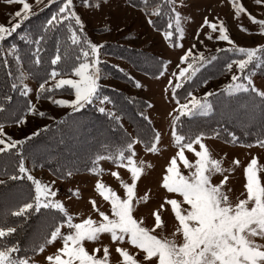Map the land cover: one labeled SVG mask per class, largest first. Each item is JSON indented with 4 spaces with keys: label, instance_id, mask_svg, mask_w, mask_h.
<instances>
[{
    "label": "snow or ice",
    "instance_id": "obj_1",
    "mask_svg": "<svg viewBox=\"0 0 264 264\" xmlns=\"http://www.w3.org/2000/svg\"><path fill=\"white\" fill-rule=\"evenodd\" d=\"M252 3L258 14L242 0H216L215 7H229L237 21L246 17L259 43L239 44L206 5L193 43L185 48L186 25L195 23L189 0H79V8L76 0H0L14 9L0 23V68L7 81V90L0 91V157L7 158L0 190H16L11 199L0 196V264H264V162L252 154L246 162L229 160L210 143L264 150V18H258L264 17V0ZM50 6L55 11L35 31L23 30ZM97 12L102 37L123 34L134 42L130 17L138 13L169 48L180 50L170 73L171 59L145 56L154 68L145 75L163 80L160 99L172 105L164 127L156 126L151 98H125L137 106L139 121L126 127L117 99L105 94L102 54L109 42L90 38L83 19ZM238 27L253 35L243 24ZM12 38L27 51L7 43ZM206 40L225 46L213 51ZM111 67L136 89L146 87L119 65ZM214 68L228 79L209 89ZM111 92L119 95L116 88ZM42 100L65 115L57 119L39 109ZM89 107L107 120L110 137L97 142L83 165L58 149L32 150L36 137L53 131L48 124L21 138L5 130L26 126L32 116L52 121L59 131L70 120L76 126L74 118ZM237 126L254 139H242ZM150 157L163 159L158 173ZM37 168H47L51 179L38 178ZM238 169L243 184L237 194L230 177ZM82 171L94 178L90 194L68 187L61 199L58 183L70 184ZM153 173L154 186L145 183ZM72 201L86 207L73 208Z\"/></svg>",
    "mask_w": 264,
    "mask_h": 264
},
{
    "label": "rangeland",
    "instance_id": "obj_2",
    "mask_svg": "<svg viewBox=\"0 0 264 264\" xmlns=\"http://www.w3.org/2000/svg\"><path fill=\"white\" fill-rule=\"evenodd\" d=\"M30 2H34V0H30ZM216 0H189V3L192 5L188 12H190L195 18V23L186 25V39L184 40L185 48L189 47L192 43V37L195 34V28L198 27L199 23L202 20V14H205V6L212 5L214 7L215 15H218L220 18L225 20V23L230 29V34L233 38L241 45H254L255 43H259L261 38L258 35H255L256 26L252 25L246 17H242L241 20L237 21L232 19L231 12L229 7H215ZM246 7L249 8L254 14H258L259 10L254 6L252 0H242ZM77 7L79 8V0H76ZM14 9L8 8L6 6L0 5V23H6L8 20L7 13L13 11ZM55 11V7H51V10L47 12V16ZM107 11V9H105ZM83 15V13H82ZM102 14L97 13H88L83 15V19L86 24V32L90 38L95 40L107 39L109 42V47L105 49L103 58L107 61L104 71L106 73L107 78L102 82L104 85L109 87L105 88H116L119 91L126 93L128 96L135 98L149 99L151 98L155 104L156 108L152 112L153 118L156 120V126L158 128L164 127V117L166 116V112L171 110V106L167 103V101H162L160 99V92L163 86V80L156 81L154 79H150L149 76L145 75L146 72H143L140 69L141 63L145 62V56L151 55H160L164 58H168L172 60V66L169 68V73L173 70L176 63H178V55H180V50H174L168 47L166 42L163 40L162 36L159 32L153 30L151 27L147 25L144 18L141 17L138 13H133L130 19L132 20L131 28L133 29V35L137 38L134 42L129 43L128 41L123 39V34L117 35L113 34L112 36H101L100 30L98 28V24L101 20ZM258 18H264L258 15ZM41 24V22L39 23ZM243 24L245 27L249 28L250 31L253 32V35H248L247 33L241 32L239 30L238 25ZM38 23L36 22H28L23 26V30H35ZM205 31H207L205 29ZM203 39V36H201ZM12 42H20L18 39L12 38L7 43ZM22 43V42H21ZM21 43L18 45L21 48L22 53L24 52L21 47ZM117 44L122 45L123 47H118ZM207 47L214 51L216 47H224L225 44L223 42L217 43L216 41H205ZM27 49V47H26ZM128 49H132L129 51ZM197 49L203 50L202 46L197 42ZM122 57V58H121ZM223 54H221V59L223 58ZM112 65H119L121 68L125 70V72L129 73L131 76L139 79L146 87L144 89H136L131 81L128 79H120L116 78L114 75L115 69L111 67ZM148 67H151L152 70L154 68L146 63ZM228 77L226 75L218 73L217 76L211 79L209 85L207 86L209 89H214L219 87L223 82H226ZM29 85L32 87L36 86V83L33 80L28 81ZM256 83L259 85L261 83V78L256 79ZM205 89L201 88L200 92H203ZM33 100L34 94H33ZM38 108L46 111L49 115L57 117H61L65 114V110L61 108H57L51 105L47 100H42L38 104ZM52 121L47 119H40L39 117H28V122L26 126H23L20 129L16 127H8L6 128V132L11 134L15 138H21L22 136L29 134L32 131H36L37 128L43 127L45 124H50ZM125 123V122H124ZM125 126L128 125L125 123ZM213 144L214 150L220 151L222 155L224 151L228 153V159L238 158L242 162H246L249 154L259 155L261 158V162H264V150H260L258 148H253L251 150L247 148L240 147L238 145H225L222 141H210ZM68 147H71L70 145ZM78 148V147H77ZM168 153H165L167 156ZM151 158V157H150ZM154 159V162L157 163V173L159 172V166L163 164V159ZM105 168H108L109 165L107 163L104 164ZM35 175L38 178H42L44 180L51 179V176L48 170L45 168L43 170L37 168L35 170ZM103 179L112 183V180L109 176L105 175ZM94 178L86 173H81L75 177V179L70 184H59L60 187V198H65V192L68 187H80L83 190V194L87 197L92 188ZM156 173H153L151 177L145 180V183H152L155 185ZM231 186H234L237 194L242 191L243 184V176L242 172L238 169L231 177H230ZM141 188H143V184H141ZM15 188L12 189L11 192H7L3 195V197L11 199L15 195ZM73 208H81L86 207V205L81 201L77 204L75 201L71 202ZM146 210L141 209V214H143ZM51 250V249H50Z\"/></svg>",
    "mask_w": 264,
    "mask_h": 264
},
{
    "label": "trees",
    "instance_id": "obj_3",
    "mask_svg": "<svg viewBox=\"0 0 264 264\" xmlns=\"http://www.w3.org/2000/svg\"><path fill=\"white\" fill-rule=\"evenodd\" d=\"M50 6L45 8L38 17H34L30 22H36L38 25L36 26L35 30L40 25V22H43L46 17V14L51 10ZM28 23V22H27ZM34 30V31H35ZM17 44L21 43L16 42ZM21 47L23 48L24 52L27 51L26 46L21 43ZM224 57L221 59L223 61ZM140 69L143 72L151 73V67H148L146 63H141ZM211 72L214 74L213 78L218 75L217 69H211ZM116 78L120 79H127L121 73L115 70L114 75ZM35 83L36 81L33 80ZM7 90V81L5 80L4 69L0 68V91ZM105 94H110L113 96L114 99H117L118 104L117 107L120 108L124 114V122L129 124H136L139 123L138 118L135 116L136 112V105L128 104L126 101V97L128 96L126 93L119 91V95L117 96L116 93L111 92V88H105ZM183 95V93L181 94ZM137 100H143L142 98H136ZM13 108L18 107L17 104H13ZM65 115V114H64ZM62 115V116H64ZM77 121V125L73 126V122L70 120L68 126L64 127L62 130L57 131L56 125L52 122L49 125L53 128L52 132L43 133L42 135L36 137L32 144V150L39 152L46 150L48 148L58 149L61 151L66 157H69L73 160H78L81 165H83L88 158V154L94 151L96 148L99 147L98 141H102L106 138L110 137L108 132V122L107 120L101 116L94 107H89L88 109L84 110L82 115L76 116L74 118ZM210 122V121H209ZM236 132L242 139L251 142L254 139V136H245L244 134V127L237 126ZM254 134L259 133V129H253ZM71 147H68V146ZM78 147V148H77ZM70 150V151H69ZM7 162V158L0 157V169H2L3 164ZM47 169V168H46ZM83 172V171H82ZM14 189V188H13ZM11 190H0V196H3L7 192H11Z\"/></svg>",
    "mask_w": 264,
    "mask_h": 264
}]
</instances>
